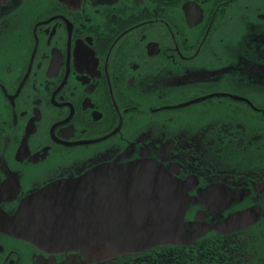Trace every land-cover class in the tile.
Returning a JSON list of instances; mask_svg holds the SVG:
<instances>
[{"label":"flooded vegetation","instance_id":"1","mask_svg":"<svg viewBox=\"0 0 264 264\" xmlns=\"http://www.w3.org/2000/svg\"><path fill=\"white\" fill-rule=\"evenodd\" d=\"M136 159L185 182L198 237L94 261L25 218L0 264H264V0H0V214Z\"/></svg>","mask_w":264,"mask_h":264},{"label":"water","instance_id":"2","mask_svg":"<svg viewBox=\"0 0 264 264\" xmlns=\"http://www.w3.org/2000/svg\"><path fill=\"white\" fill-rule=\"evenodd\" d=\"M85 165L83 173L31 191L13 221L1 213L0 224L11 229L29 218V227L14 228L26 240L48 251H81L94 261L198 237L186 231L192 226L185 221V182L159 162Z\"/></svg>","mask_w":264,"mask_h":264}]
</instances>
